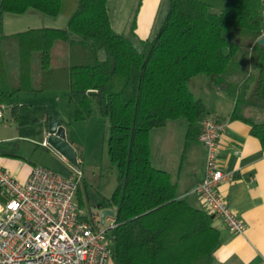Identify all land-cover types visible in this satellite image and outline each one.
<instances>
[{
    "label": "trees",
    "instance_id": "1",
    "mask_svg": "<svg viewBox=\"0 0 264 264\" xmlns=\"http://www.w3.org/2000/svg\"><path fill=\"white\" fill-rule=\"evenodd\" d=\"M107 1L1 0L3 13L64 15L67 24L0 36V101L12 91L64 90L76 120L87 119L96 102L109 123L116 186L92 215L103 207L115 212L114 264H216L214 216L178 199L169 172L152 164L149 137L167 121L183 119L186 143L198 139L208 111L187 81L202 74L233 99L231 118L247 122L264 142V120L242 115L246 108L264 109L261 0H167L157 33L139 47L112 28ZM9 48L17 56L12 82L3 57ZM12 111L34 122L26 105Z\"/></svg>",
    "mask_w": 264,
    "mask_h": 264
},
{
    "label": "crops",
    "instance_id": "2",
    "mask_svg": "<svg viewBox=\"0 0 264 264\" xmlns=\"http://www.w3.org/2000/svg\"><path fill=\"white\" fill-rule=\"evenodd\" d=\"M110 1H107V9L112 28L118 33L130 34L133 43L137 44L150 40L151 34L157 33L167 9V0H115L120 9L117 11L115 9L114 13H111ZM261 4L263 14L264 0H261ZM132 9H134L133 15ZM60 16H47L32 10L22 14L3 13L0 0V36L6 39L30 28H65L67 17L64 15L61 16L63 18H59V25L54 23ZM26 17L34 18L30 21L32 23L23 22ZM25 24L27 26L23 27L24 29L20 28ZM261 32L264 33L263 30ZM3 57L12 82L17 77L16 53L9 48V51L5 50ZM187 86L195 97L203 101L208 113L226 123L220 140V158L223 170L231 172L233 178L222 183L219 191L246 224L245 231L235 235L229 232L219 217H213L212 225L220 234V245L213 253L214 262L264 264V142L251 133V127L247 122L231 118L233 99L213 85L205 75L189 78ZM62 91L66 94V91ZM44 92L46 90L12 91L6 101H0L3 105V117L0 121L5 120L8 112L13 120L12 125L2 126L4 129L2 131L7 135L0 142V166L20 181L25 180L31 167L36 165L28 163L22 146H17L19 141L24 140L20 135V125L33 124L38 120L31 115L29 98L30 95L38 96ZM208 95L212 97L210 103L206 99ZM20 105L28 107L29 117L34 119V122H28L24 113L12 111L13 106ZM263 112L264 109L246 108L242 110V115L251 118L254 122H261L264 120ZM48 115L49 113H46L42 119L45 123V136H47ZM182 120H169L163 127L151 131L149 137L151 161L155 167L169 172L172 181L176 184L178 199L184 200L194 208L203 209L202 202L190 193V190L204 176L206 150L198 140L186 143L187 122ZM61 124L63 125L62 122ZM66 139L78 153L79 145L67 136ZM76 158L80 162V157L76 155ZM108 264H114L113 260L111 259Z\"/></svg>",
    "mask_w": 264,
    "mask_h": 264
},
{
    "label": "built area",
    "instance_id": "3",
    "mask_svg": "<svg viewBox=\"0 0 264 264\" xmlns=\"http://www.w3.org/2000/svg\"><path fill=\"white\" fill-rule=\"evenodd\" d=\"M225 128V121L213 114L202 116L197 140L206 150L204 176L190 193L202 202L208 214L219 217L236 235L245 231L246 224L219 191L222 183L233 178L221 165L220 140ZM44 145L50 147L47 141ZM82 179L78 160L70 164L65 175L34 165L22 181L0 166V264L111 261L114 218L106 217L108 226L103 227L99 215L83 216L77 203Z\"/></svg>",
    "mask_w": 264,
    "mask_h": 264
},
{
    "label": "rangeland",
    "instance_id": "4",
    "mask_svg": "<svg viewBox=\"0 0 264 264\" xmlns=\"http://www.w3.org/2000/svg\"><path fill=\"white\" fill-rule=\"evenodd\" d=\"M115 2V0H111L109 3L111 13H114L115 9L116 11L120 9ZM132 10L133 15L134 9ZM61 16L54 23H58L59 18H63ZM26 18L23 22L28 24L34 19L32 17ZM45 18L52 19V17L46 16ZM131 20L132 18L130 22ZM20 21L22 20L20 19ZM26 26L27 24L20 28L24 29ZM158 26L159 24L157 28ZM125 35L130 36V34ZM154 35L151 34L150 39ZM134 44L139 47L136 42ZM60 54V57L63 58V49H60ZM99 56L103 58V50L99 52ZM206 99L209 103L212 101L210 95ZM29 101L31 103V115L37 117L38 120L33 124L20 125V135L23 136L24 140L19 141L17 146H22L28 163L47 166L53 171L65 175L69 171L71 163L64 160L52 148L44 145L46 136L45 123L42 119L46 116V113H49L48 117L52 116L61 121L65 127V135L79 145V166L83 175V179L79 184L80 210L83 216L91 218L92 214L98 211L96 205L106 206V199L116 186V167L110 162L108 155V120L99 114L96 102H93L91 114L87 119L76 120L74 110L68 103L66 94L58 89L46 90V92L38 96L30 95ZM262 114L264 115V112ZM182 121L186 122L185 120ZM12 122L10 113H6L5 120L0 121V142L7 135V133L2 131L4 130L2 126H10ZM102 226L107 227L108 222L105 221Z\"/></svg>",
    "mask_w": 264,
    "mask_h": 264
},
{
    "label": "water",
    "instance_id": "5",
    "mask_svg": "<svg viewBox=\"0 0 264 264\" xmlns=\"http://www.w3.org/2000/svg\"><path fill=\"white\" fill-rule=\"evenodd\" d=\"M261 30L264 31V12L261 20ZM258 42L264 45V33L259 38ZM46 129H47V136H46L47 144L58 154L63 156L67 161H69L72 164H76L77 153L74 147L72 146V144L69 141H67L65 135V129L64 126L61 124V122L57 120L55 117L49 116L47 119ZM114 214L115 212L111 208L103 207L99 209L100 223L103 224L106 217L108 216L113 217Z\"/></svg>",
    "mask_w": 264,
    "mask_h": 264
}]
</instances>
